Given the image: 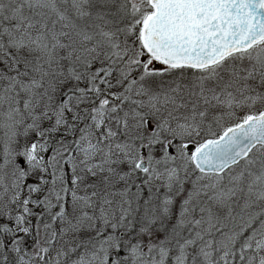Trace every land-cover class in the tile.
<instances>
[{
    "label": "snow or ice",
    "instance_id": "1",
    "mask_svg": "<svg viewBox=\"0 0 264 264\" xmlns=\"http://www.w3.org/2000/svg\"><path fill=\"white\" fill-rule=\"evenodd\" d=\"M0 264H264V0H0Z\"/></svg>",
    "mask_w": 264,
    "mask_h": 264
}]
</instances>
